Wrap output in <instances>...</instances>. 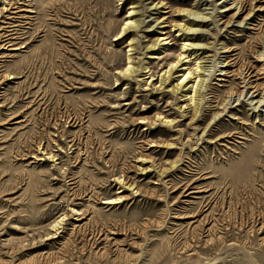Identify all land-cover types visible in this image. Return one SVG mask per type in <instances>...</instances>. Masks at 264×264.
<instances>
[{
    "label": "rangeland",
    "instance_id": "rangeland-1",
    "mask_svg": "<svg viewBox=\"0 0 264 264\" xmlns=\"http://www.w3.org/2000/svg\"><path fill=\"white\" fill-rule=\"evenodd\" d=\"M240 1L245 11L226 27L233 0H0V28L18 25L16 43L26 47L0 52V264H264V103L255 109L260 97L249 93L238 101L236 77L241 67L260 69L264 12L238 22L264 0ZM185 2L209 20L188 36L209 44L186 53L192 71L210 55L196 121L185 89L159 87L185 51L174 26L185 23ZM133 3L140 28L119 39ZM14 7L26 11L13 17ZM161 37L171 43L150 59ZM224 47L236 54L227 76ZM129 57L139 69L127 78Z\"/></svg>",
    "mask_w": 264,
    "mask_h": 264
},
{
    "label": "bare ground",
    "instance_id": "bare-ground-1",
    "mask_svg": "<svg viewBox=\"0 0 264 264\" xmlns=\"http://www.w3.org/2000/svg\"><path fill=\"white\" fill-rule=\"evenodd\" d=\"M226 1H228V0H224V2H226ZM229 1H232V0H229ZM253 2L257 3V0H253ZM253 2H252V4H253ZM159 4L160 3H158L157 5H159ZM161 4H163V3H161ZM234 4L236 5L234 8L235 13L232 15L230 20L224 22V24H226L225 25L226 27H229V25L231 23H233L232 21H235V19L241 18L243 12L245 11L246 7H245V4L243 3V1L233 0V5ZM163 5H162V7H163ZM179 6L181 7V9L179 10V13L181 14L183 21L185 23L183 24V23L176 22L174 26L176 28H178L179 32H181V33L183 32L184 35H186L185 39H184L185 42H184L183 47H182L183 50H185V51H183L182 54L179 55L177 62L172 63L169 66V68L162 73L159 87L164 86L163 89L168 88V89H166L167 90L166 92H172L175 94L180 92L181 90L185 89V94L182 96L186 98L185 100L188 103L186 105V107L189 106L192 109V111L194 112L192 120L196 121V120H199V116H200L201 111L203 109V106L205 104L204 103V97H205L204 92L207 88V85H208V82L210 79L209 78L207 79V75H206L207 69L204 66V64L208 63L210 55L203 56L204 53H201L200 57L196 58V60H197L196 68L192 71V70H189V68H186L188 61H189V60L186 61V59L189 57V56H186V53H188L190 51L189 54L197 55L199 51L206 49L209 44H197V43L194 44V43L190 42V39H188V36H196V39H197V34H200V32H201L200 28L207 25L209 20L207 17L204 16V14L198 12V10L195 7L192 9H188L187 7L190 6V4L188 2L181 3V4H179ZM136 8H137V6H135V3H133V5L130 7V11H129V15L127 17V20L123 24V28H122L121 32L119 33V35H117V37L119 39H123L126 36H128L130 34V32H132L131 30H138L140 28V23H138V20H136V16H137L136 14L138 13L137 10H135ZM14 9L16 11L12 12V14L15 15V16L13 15V17H17V15H19V13L26 11V10H21L20 8H16V7H14ZM194 9H196V10H194ZM224 9L227 10V8H224ZM7 10H6V12H7ZM228 10L230 11L231 8H228ZM250 10L251 11H249V13L244 17V19L241 22H238L240 24L239 26H242L245 21H246L245 25H248L247 21H251L250 18H251L252 12L254 10L256 12H264V6L263 5L258 6V7L256 6ZM27 12H31V11L28 10ZM8 19H10V18H8ZM186 19H188V20H186ZM237 21H239V20H237ZM163 23L164 22H162L161 24H163ZM3 24H4V26H2L0 28V32H4L8 29L7 32L9 34L6 35L5 37H3L2 35L0 36V52H1V50L16 52V51H20L22 48H26L24 46L18 47V45L16 43V41L18 40L17 35H18V31H19V30H16L18 28V25L9 26V24H12V23H8V22H3ZM112 30L115 32V31H117V28H113ZM163 30L164 29L162 27V32L160 34L162 36L167 35L166 33H163ZM250 30H254V28H252ZM262 38H264V37H262ZM130 41H131L130 43H132V44L129 45L131 47L130 50L128 51L129 53H131L133 50H135L134 49L135 47L132 46L135 39L132 38ZM161 43H163V45ZM170 43H171V41H169V38H163V37L158 38L151 46L148 47V50H150V52L156 51L155 53H152V54L150 53L149 58L153 59V60L157 59L158 57L161 58V54H162L161 50L158 52V50L160 49V46L161 47L162 46H168ZM157 47H159V48L156 49ZM263 48H264V42H263ZM224 49L225 50L223 51V53L228 54V55H226V58L224 60V67H223L226 70H221L222 71L221 75L227 76L228 75L227 69L236 66L235 65L236 59L234 58L236 56V54L231 55V53L233 52L232 50L227 49L226 47H224ZM162 50L165 51V48L162 47ZM184 60H185V62L182 63ZM128 61L129 62H128L126 68H124L120 72V75H122L123 77L130 78V77H132L133 74H135V72H137L136 69L138 67H136V69H135V66H134L135 64H133V61L131 60L130 57H129ZM257 62H259L261 65L260 69L257 71V74H254V70L256 68H254L252 66H248V67H244V68L241 67V69L238 71V73H236V77H238V79H240L242 81V84H243V87L240 85L242 89L238 93V98H237L238 101H240L241 98L244 97L245 95L247 96L248 93L251 95V98H254L253 96L256 94V97H260V100H258L255 103L258 105L255 109L259 108V106H261L262 103H264V52L258 54ZM180 63H182V64L180 65ZM180 67H182V68L180 70H178L177 68H180ZM143 69H145V71H147L146 74L150 73V70H148L147 67H145ZM215 72L216 71L214 70V73ZM175 73H177L178 84L176 86H173V87H168L171 84L170 82L173 79V75ZM258 76H260V77H258ZM256 77H257V79L254 80ZM16 78L17 77H15V76H9L8 80H14ZM150 78L152 79L153 76H150L148 79H150ZM260 81L262 83H259ZM149 85L151 86V84H149ZM230 96H232V94ZM229 104H230V102L226 103L224 105L223 109L219 113L214 115V119L220 117L221 114H223V113L227 112L229 109H231V108H229ZM156 122H160L164 126H173L175 124L174 120L168 119V118L163 117L161 115H159L157 117ZM141 123H144V122L141 121ZM209 131L210 130H208V132ZM222 138H224V137H221L220 139H222ZM173 141H175V139H173ZM161 146L162 145L152 144L151 148L152 147H161ZM164 147H166L168 149L176 148L175 143H173V142L167 143ZM49 158L54 159L55 157L49 156ZM40 160H42V159H40ZM140 160H141L140 162L143 165L147 161L144 158H141ZM176 165H177V162H175V161L171 162V163H169V168L159 169L158 173L160 174L161 177H166V175L169 173V171L174 169L176 167ZM145 170H148V169L147 168L142 169V171H145ZM118 183L120 185H122L123 188L127 187L128 189H131L132 191H134L136 189V187L134 188V186H135L134 184L125 183L124 179L119 178ZM194 193H195V191H189V193H187L186 196H188L190 194H194ZM124 200L126 201V199H124L122 196H120V197L113 198V199H105L103 204L108 205V206L116 205V204L123 202ZM74 211H75L76 215L79 214V211H76V210H74ZM64 219H65V217L60 219L59 221H55L53 223V228L55 229V231H58L60 229V225L62 226ZM83 219H84V217H82V219H80V220H83ZM51 238H55V237H51Z\"/></svg>",
    "mask_w": 264,
    "mask_h": 264
}]
</instances>
